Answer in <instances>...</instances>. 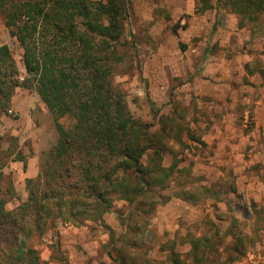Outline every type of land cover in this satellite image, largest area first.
I'll use <instances>...</instances> for the list:
<instances>
[{"label":"trees","instance_id":"16d2710c","mask_svg":"<svg viewBox=\"0 0 264 264\" xmlns=\"http://www.w3.org/2000/svg\"><path fill=\"white\" fill-rule=\"evenodd\" d=\"M220 1L222 9L238 18L239 28L249 26L251 37L264 36V0ZM198 5L200 13L212 8L210 0H198ZM0 11L22 50L27 76L18 81L9 48L0 46V116L15 88H32L57 134L42 155L38 175L25 181L26 200L8 211L0 199V231L7 233L2 264H45L27 239L57 223L109 230L112 264H206L214 247L207 240L190 241V261L173 245L163 260L150 259L146 245L137 241L156 208L169 200L167 193L178 187L183 169L180 161L163 164L169 134L158 136L151 132L152 124L134 118L113 83L115 68L124 59L119 49L124 45L126 0H0ZM259 73L264 77V70ZM4 166L0 163V170ZM115 201L127 205L121 239L112 238L104 221ZM231 235L232 255L221 264L244 255L243 237ZM136 251L139 258L131 257Z\"/></svg>","mask_w":264,"mask_h":264},{"label":"rangeland","instance_id":"374dc122","mask_svg":"<svg viewBox=\"0 0 264 264\" xmlns=\"http://www.w3.org/2000/svg\"><path fill=\"white\" fill-rule=\"evenodd\" d=\"M126 3L128 16L124 23V45L119 49L124 59L115 68L113 83L124 93L134 118L152 124L151 132L158 136L169 134L170 138H163L167 147L163 164L169 166L180 161L178 167L183 169L176 178L178 187L167 193L169 200L166 203L156 208L138 243L143 242V247L146 245L144 248L150 259L163 260L167 249L173 245L182 259L190 261V241L201 238L214 245L207 252L206 264H221L232 255L230 248L234 242L231 234L236 233L243 237L242 249L245 252L230 264H264V203L255 204L244 191H238L232 168L223 169L215 165V151L208 149L202 140L213 123L206 125L205 100L198 94L215 87L216 81L204 71L208 64H214L220 58L230 61L236 55L249 53L247 65L250 69H264V36L250 38L251 29L246 26L239 35L228 38L225 32V25L230 20L228 16L232 17L235 25L238 18L222 9L219 0H210L212 8L202 13L198 10V0H193L192 11H181L178 16H172L171 8L165 3L185 4L187 0H126ZM192 14L204 17L211 27L185 42L180 35H184ZM216 31L220 32L217 34L219 39L209 42ZM165 32L178 38L175 41L180 53H173L172 44L167 41L170 56L162 64L158 56L159 42L155 37ZM245 35H249V39H245ZM222 39L226 40L223 44ZM3 45L10 50L18 68L17 79L21 82L20 76L27 77L21 60L22 50L10 37L0 11V46ZM192 48H197V53H192ZM186 51L195 55L186 59L183 56ZM184 60H187V65L183 68L181 63ZM31 90L34 89L15 88L9 105L0 116V163L5 165L19 159L23 148H29L31 143L23 136H16L13 126L3 129L1 118L15 121L18 111L13 107L12 99L22 100ZM34 92L44 107L40 108L36 103L33 119L40 163L57 134L50 113ZM43 109L44 113L41 112ZM61 122L67 124L65 120ZM239 122L250 128L253 123L251 113L248 112ZM3 168L0 170V199L6 201V210L13 211L26 199L15 197L18 192L12 176L3 172ZM183 197L187 200H182ZM126 213L127 205L115 201L104 216L105 224L114 232L112 238L121 239L124 234L121 223ZM110 234L109 230L98 226L73 227L57 223L42 235L30 237L27 242L45 264H112L108 258ZM6 235L5 231H0V264ZM122 243L114 242L117 247L129 250ZM131 257L139 258V252Z\"/></svg>","mask_w":264,"mask_h":264},{"label":"crops","instance_id":"0c3cea01","mask_svg":"<svg viewBox=\"0 0 264 264\" xmlns=\"http://www.w3.org/2000/svg\"><path fill=\"white\" fill-rule=\"evenodd\" d=\"M192 2L193 0H187L185 4H165L171 8L172 16H178L181 11L190 13L195 4ZM228 17L230 20L225 25V32L228 38H233V35H239L245 27L239 28L233 23L232 17L230 15ZM217 26L218 29L221 28L219 24ZM210 27L211 24L204 17L192 14L187 21L186 30L183 31L184 35L181 34L180 37L185 42H189L191 37L200 35L202 30ZM219 31L211 35L209 42L219 39L217 35L220 34ZM246 38L249 39V35L247 37L245 35ZM177 39L170 32L155 37V40L159 42L158 56L162 64L163 61L167 62L170 56L167 41L172 44L173 53L179 52L175 41ZM225 41L222 39L221 44ZM196 49L192 48L190 51L197 53ZM248 54L236 55L230 61L220 58L214 64H208L204 72L216 81L215 89H208L204 93L199 91L198 94L200 99L205 100L203 103L207 115L206 125L213 123L207 128L202 140L208 149L215 151L217 156L215 165L223 169L232 168L238 191H244L253 203L261 204L264 203V77L259 73L260 69L253 70L247 65L250 59ZM194 55L187 51L183 53L186 59L187 56ZM186 62L187 60H184L181 63L183 68L186 67ZM26 94L27 96L22 100L12 99L13 107L18 111L15 121L1 118L3 129H10L13 126L16 136H23L31 143L29 148H23L19 159H13L2 170L11 174L15 191L18 192L15 197L22 200L27 197L25 181L35 178L39 171L36 124L33 119L36 103L40 108H44L38 102L34 90ZM41 112L44 113V109ZM248 112L252 115L253 123L247 129L240 124L239 120Z\"/></svg>","mask_w":264,"mask_h":264},{"label":"built area","instance_id":"2783aa9c","mask_svg":"<svg viewBox=\"0 0 264 264\" xmlns=\"http://www.w3.org/2000/svg\"><path fill=\"white\" fill-rule=\"evenodd\" d=\"M19 79H20V80H23L24 77H21V76H20ZM9 114H12V111H9Z\"/></svg>","mask_w":264,"mask_h":264}]
</instances>
